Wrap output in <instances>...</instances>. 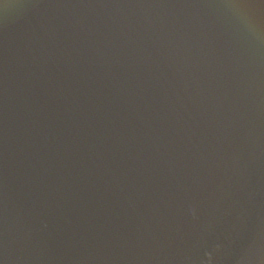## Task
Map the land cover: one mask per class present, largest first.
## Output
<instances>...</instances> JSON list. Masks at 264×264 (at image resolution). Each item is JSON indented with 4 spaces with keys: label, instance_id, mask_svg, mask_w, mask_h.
Here are the masks:
<instances>
[{
    "label": "water",
    "instance_id": "95a60500",
    "mask_svg": "<svg viewBox=\"0 0 264 264\" xmlns=\"http://www.w3.org/2000/svg\"><path fill=\"white\" fill-rule=\"evenodd\" d=\"M0 264H264V0H0Z\"/></svg>",
    "mask_w": 264,
    "mask_h": 264
}]
</instances>
